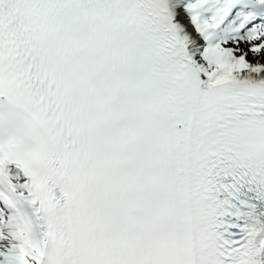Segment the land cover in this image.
<instances>
[{
	"label": "snow or ice",
	"instance_id": "6c2138e0",
	"mask_svg": "<svg viewBox=\"0 0 264 264\" xmlns=\"http://www.w3.org/2000/svg\"><path fill=\"white\" fill-rule=\"evenodd\" d=\"M0 264H264V0H0Z\"/></svg>",
	"mask_w": 264,
	"mask_h": 264
}]
</instances>
